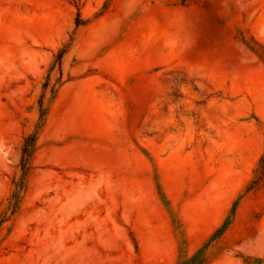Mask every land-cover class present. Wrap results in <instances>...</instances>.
<instances>
[{
    "label": "rangeland",
    "instance_id": "rangeland-1",
    "mask_svg": "<svg viewBox=\"0 0 264 264\" xmlns=\"http://www.w3.org/2000/svg\"><path fill=\"white\" fill-rule=\"evenodd\" d=\"M0 264H264V0H0Z\"/></svg>",
    "mask_w": 264,
    "mask_h": 264
},
{
    "label": "trees",
    "instance_id": "trees-1",
    "mask_svg": "<svg viewBox=\"0 0 264 264\" xmlns=\"http://www.w3.org/2000/svg\"><path fill=\"white\" fill-rule=\"evenodd\" d=\"M33 145H34V137H30V138H27L26 142H25V146L23 148V156H22V165L24 167V165L26 164V161L27 159L29 158L30 156V153H31V150L33 148Z\"/></svg>",
    "mask_w": 264,
    "mask_h": 264
}]
</instances>
